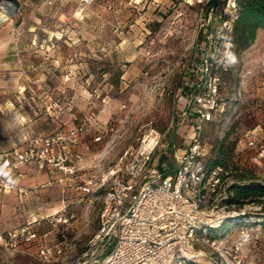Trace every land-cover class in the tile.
<instances>
[{
	"label": "rangeland",
	"instance_id": "obj_1",
	"mask_svg": "<svg viewBox=\"0 0 264 264\" xmlns=\"http://www.w3.org/2000/svg\"><path fill=\"white\" fill-rule=\"evenodd\" d=\"M18 1V10L12 12L14 23L33 39L28 94L22 107L15 104L11 113L6 109L5 114L0 113V131H10L8 126L17 121L16 109L25 116L30 134L48 133L60 123L69 125L91 115L92 124L98 128L91 132H99L101 140L81 150L85 168L74 178L80 185L112 165L133 143L138 128L152 121L165 134L155 154L156 162L164 161L169 170L173 169L172 144L181 148L184 135L192 130L193 116L183 123L178 118L182 104L177 95L187 83L197 82L194 72L184 69L187 61L193 66L197 60L193 45L196 8L161 12L162 20H148L143 38L134 43L127 37L128 25L120 23L112 11L106 14L108 8L102 0L89 5L79 0ZM179 10H183L182 15H178ZM96 20L102 23L96 26ZM117 22L121 25L116 30ZM112 35H125L120 42L131 51L117 49L119 44L112 38L107 41ZM221 74L220 91L226 109L205 124L202 146L208 161H222L229 170L214 212L225 214L220 226H228L230 220L234 224L209 241H196L194 248L204 257L191 264H264V195L250 196L242 203L231 201L236 192L255 184L264 186V160H255L247 152L234 158L237 148L245 146L247 134L261 122L258 103L264 95V38L260 42L255 38L247 49L234 54ZM71 113L77 119L70 117ZM60 194L57 191L56 197ZM71 196L68 210L74 217L69 224L48 227L46 237L49 245L62 247L61 253H54L50 262H45L38 255L36 242L17 248L0 245V264H76L97 230L101 195L90 192L83 200L77 192ZM39 205L20 202L15 193L0 190V234L25 223L30 212L38 213ZM244 227L252 235L248 241L242 237Z\"/></svg>",
	"mask_w": 264,
	"mask_h": 264
},
{
	"label": "built area",
	"instance_id": "obj_2",
	"mask_svg": "<svg viewBox=\"0 0 264 264\" xmlns=\"http://www.w3.org/2000/svg\"><path fill=\"white\" fill-rule=\"evenodd\" d=\"M94 1L79 0L82 5ZM107 6L114 9L115 0H109ZM238 8L239 0H201L195 10L193 45L197 60L193 66L187 61L184 69L194 72L197 82L187 83L177 95L182 104L178 118L183 123L193 116L192 130L188 136L184 135L181 148L172 144L173 169L169 170L164 161L156 162L155 154L165 134L152 121L138 128L133 143L121 151L112 165L80 185L74 178L85 168L84 157L74 148L89 119H79L67 130L30 137L22 147L0 152V190L15 193L20 202L37 204L43 185L22 184L27 176L25 167L33 166L37 172L56 174L61 206L52 214L30 212L25 223L0 234V245L17 248L36 242L38 255L50 262L51 256L61 253L62 247L47 243L48 227L70 223L74 217L68 210L71 194L77 192L83 200L85 195L96 192L101 195L98 227L76 264L200 262L204 256L194 248V243L214 237L209 230L219 227L225 217L214 209L229 170L225 164L206 166L202 136L205 124L226 109L220 91V71L232 59L231 32ZM182 14L183 10H179L178 15ZM120 25L117 22L115 29ZM259 100L261 122L247 134L245 146L237 148L235 159L247 152L255 160H264V96ZM72 117L77 119L75 114ZM100 138L96 135L93 139ZM242 237L244 241L251 239L248 228H242Z\"/></svg>",
	"mask_w": 264,
	"mask_h": 264
},
{
	"label": "crops",
	"instance_id": "obj_3",
	"mask_svg": "<svg viewBox=\"0 0 264 264\" xmlns=\"http://www.w3.org/2000/svg\"><path fill=\"white\" fill-rule=\"evenodd\" d=\"M201 0H115L114 9L108 8L109 0H102L103 4L108 8L105 9L106 14H115L119 22L123 25H128L129 29L127 30V37L134 43H139L143 38V29L148 20H155L157 22L162 20L161 12L173 8V12H176L178 8H185V10H190L197 8ZM66 3H73V0H66ZM96 2V0L94 1ZM1 5V4H0ZM4 8H0V14L5 15V20L0 22V113L1 115L5 111L11 113L13 106L15 104H20V107L23 105L22 100H26L27 92L26 87L28 85V76L29 72V56H31L30 51H32L33 46L30 44V40L33 41L31 36L28 33L22 31V27H17L14 23L15 18L12 17V14H7ZM110 10V11H109ZM11 11V10H10ZM138 11V14L135 15V12ZM160 12V13H159ZM113 14V15H114ZM96 26H99L102 22L96 20ZM90 36H93L91 34ZM125 35L122 36H110L108 40L112 38L114 43H118L117 49H122L123 51L127 50L124 46L123 40ZM264 38V29H259L257 32L256 39L260 42ZM125 49V50H124ZM130 52L129 50H127ZM264 96V95H263ZM182 108V107H181ZM4 109H6L4 111ZM17 121L8 126L10 131L2 132L0 131V152L9 151L14 148L22 147L27 139L36 135H44L54 132L59 129L67 130L74 126L75 123L66 125V123H60L58 127L48 133H32L30 134L27 125H25L22 112L16 109ZM6 113V114H7ZM72 117V113L69 114ZM19 117V119H18ZM2 118V117H1ZM58 118V117H57ZM87 119H92V116L84 117ZM61 122L63 119L60 120ZM95 121V119H94ZM85 132L79 137L78 143L75 146V150L82 152L86 148H89L90 144L97 143L101 140L94 141V136L91 132V129L95 128V124H92L91 120L89 121ZM9 124V123H8ZM13 128L15 129L13 131ZM98 131V130H97ZM92 136V137H91ZM101 136V134H100ZM90 140H87L88 138ZM25 171L27 176L23 179L22 184L25 186H31L35 184L43 185L39 200L37 205H39L38 213L40 214H52L56 212L61 206L60 197H56V193L60 194V189L56 183V174L52 175L49 172H37L33 166H26ZM48 181H51V184H47ZM34 203V202H33ZM57 203V205H56ZM41 206V207H40ZM57 208V209H56ZM16 210H14V213ZM13 228V227H11ZM10 229V228H7ZM6 229V230H7Z\"/></svg>",
	"mask_w": 264,
	"mask_h": 264
},
{
	"label": "trees",
	"instance_id": "obj_4",
	"mask_svg": "<svg viewBox=\"0 0 264 264\" xmlns=\"http://www.w3.org/2000/svg\"><path fill=\"white\" fill-rule=\"evenodd\" d=\"M259 29H264V0H239L238 17L234 21L231 32V61L233 60L234 54L239 55L242 51L247 49L254 42ZM230 62L226 66V69H222L220 71V76H222L221 73L223 71L227 70L228 66L230 65ZM205 163L207 167H212L215 164H224L222 161L219 160L210 162L206 158ZM253 195L263 196L264 186L255 184L252 188L236 192L235 197L231 198V201H233V203H242L244 199ZM233 224L234 222L230 220L228 226L221 225L217 228H212L209 231L212 235L224 233L227 228L229 226H232ZM261 224L264 227V222H262ZM187 264L191 263L189 262Z\"/></svg>",
	"mask_w": 264,
	"mask_h": 264
},
{
	"label": "water",
	"instance_id": "obj_5",
	"mask_svg": "<svg viewBox=\"0 0 264 264\" xmlns=\"http://www.w3.org/2000/svg\"><path fill=\"white\" fill-rule=\"evenodd\" d=\"M0 4L3 6L7 14H12V12H16L19 7L18 0H0Z\"/></svg>",
	"mask_w": 264,
	"mask_h": 264
},
{
	"label": "bare ground",
	"instance_id": "obj_6",
	"mask_svg": "<svg viewBox=\"0 0 264 264\" xmlns=\"http://www.w3.org/2000/svg\"><path fill=\"white\" fill-rule=\"evenodd\" d=\"M4 10V9H3ZM1 12V11H0ZM5 15L4 14H0V22H2L3 20H5Z\"/></svg>",
	"mask_w": 264,
	"mask_h": 264
}]
</instances>
